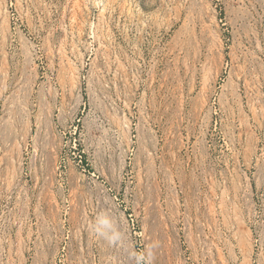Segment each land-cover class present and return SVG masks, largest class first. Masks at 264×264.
<instances>
[{
    "label": "rangeland",
    "instance_id": "rangeland-1",
    "mask_svg": "<svg viewBox=\"0 0 264 264\" xmlns=\"http://www.w3.org/2000/svg\"><path fill=\"white\" fill-rule=\"evenodd\" d=\"M0 264H264V0H0Z\"/></svg>",
    "mask_w": 264,
    "mask_h": 264
}]
</instances>
